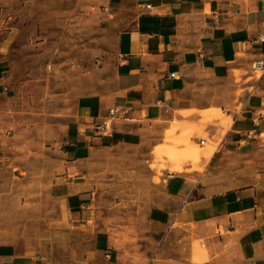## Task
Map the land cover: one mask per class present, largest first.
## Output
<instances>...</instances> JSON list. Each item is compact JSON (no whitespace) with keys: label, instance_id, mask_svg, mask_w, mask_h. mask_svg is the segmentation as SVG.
Returning <instances> with one entry per match:
<instances>
[{"label":"rangeland","instance_id":"rangeland-1","mask_svg":"<svg viewBox=\"0 0 264 264\" xmlns=\"http://www.w3.org/2000/svg\"><path fill=\"white\" fill-rule=\"evenodd\" d=\"M116 9L110 0H0V64L9 88L0 102V248L27 264H81L96 236L107 238L120 260L150 264L142 246L155 241L139 224L149 185L166 174L203 172L210 158L201 161L200 152L217 150L206 125L221 126L225 135L224 122L243 110L244 85L261 75L233 69L225 82L210 83L208 91L228 101L205 110L219 109L223 120L166 122L152 148L106 149L91 157L84 174H67L65 142L77 99L114 82L115 36L122 27ZM117 122L106 121L110 132ZM263 135L246 163L261 185ZM80 188L91 196L85 208L74 202ZM179 244L180 264L209 261L203 241L188 237ZM196 255L205 259L195 262Z\"/></svg>","mask_w":264,"mask_h":264},{"label":"crops","instance_id":"crops-1","mask_svg":"<svg viewBox=\"0 0 264 264\" xmlns=\"http://www.w3.org/2000/svg\"><path fill=\"white\" fill-rule=\"evenodd\" d=\"M111 4L122 24L115 36L114 82L77 99L65 142L67 174L73 169V174H84L91 157L106 149L152 148L166 122L197 123L201 116L203 123L223 120L219 109L205 110L228 101L214 97L210 83L225 82L233 69L256 72L254 63L264 61V43L258 40L264 34V0ZM7 81L0 64V102L8 93ZM223 86L216 92L222 94ZM244 89L243 110L224 122L231 123L225 135L221 126L206 125L217 150L207 157L200 152L201 161L210 158L203 172L166 174L159 184L149 185L152 191L146 187L149 196L141 204L139 224L147 228L146 238L155 241L142 246L150 264H180L179 242L188 237L205 243V264H264V185L258 174H248L246 164L264 131V72ZM109 119L119 121L111 132L104 129ZM74 199L85 208L89 190L80 188ZM118 256L107 238L96 236L81 264H128ZM204 259L196 255L194 261ZM0 264L27 262L0 248Z\"/></svg>","mask_w":264,"mask_h":264},{"label":"built area","instance_id":"built-area-1","mask_svg":"<svg viewBox=\"0 0 264 264\" xmlns=\"http://www.w3.org/2000/svg\"><path fill=\"white\" fill-rule=\"evenodd\" d=\"M258 40H259V42L264 43V34L259 35L258 36ZM253 69L255 71H260L261 73L264 72V61L263 60H259V61L255 62L254 65H253ZM171 77L172 78H176V79L178 78L177 76H175V73H172ZM158 103H160V102H158ZM113 113H114V111L111 110L110 111V115H113ZM230 124L231 123H227L225 127L228 128L230 126ZM104 129L105 130L108 129V124L107 123H104ZM204 144H205V140H200V145L203 146Z\"/></svg>","mask_w":264,"mask_h":264},{"label":"bare ground","instance_id":"bare-ground-1","mask_svg":"<svg viewBox=\"0 0 264 264\" xmlns=\"http://www.w3.org/2000/svg\"><path fill=\"white\" fill-rule=\"evenodd\" d=\"M108 124V123H107ZM108 128H109V124H108ZM262 133L264 134V131H262ZM264 136V135H263ZM214 151L213 146L210 148V150L207 152L206 157L209 156L212 152Z\"/></svg>","mask_w":264,"mask_h":264}]
</instances>
